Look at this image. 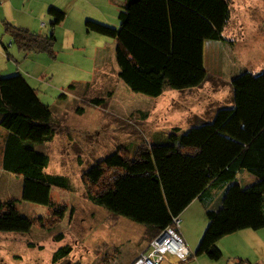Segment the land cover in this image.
<instances>
[{"label":"trees","instance_id":"trees-1","mask_svg":"<svg viewBox=\"0 0 264 264\" xmlns=\"http://www.w3.org/2000/svg\"><path fill=\"white\" fill-rule=\"evenodd\" d=\"M47 12L51 25L63 19V12L53 6ZM228 17L226 0H124L117 28L91 20H85V27L115 41L117 77L130 91L158 97L165 89L183 92L208 81L203 42L223 41ZM3 30L18 50L52 56V34L38 35L7 22ZM230 83L231 105L216 109L210 119L195 117L185 131L172 128L131 155L118 147L97 160L81 176L86 198L112 217L141 225L146 242L198 199L208 225L188 259L204 255L217 261L222 257L215 245L220 238L264 228V70L242 71ZM77 86L71 84L68 91ZM105 98H89L88 103L101 107ZM0 128L5 131L0 134V168L22 177L20 200L61 216L50 189L66 190V180L43 172L48 157L34 144L42 145L66 128L21 74L0 77ZM241 171L256 181L242 187L236 182ZM213 190L220 195L210 206ZM18 201L0 202V232L26 233L35 223L18 213ZM70 251L68 245L59 247L51 263L69 264ZM233 264L259 263L236 259Z\"/></svg>","mask_w":264,"mask_h":264},{"label":"rangeland","instance_id":"rangeland-1","mask_svg":"<svg viewBox=\"0 0 264 264\" xmlns=\"http://www.w3.org/2000/svg\"><path fill=\"white\" fill-rule=\"evenodd\" d=\"M226 1L229 17L222 30L223 41L203 43L204 57L208 54V61L215 66L208 81L183 92L165 89L158 97L130 91L116 76L114 41L86 32L85 20L117 28V14L124 0H40L41 4L32 6L38 14L35 25L40 33L50 29L53 18L47 12L49 7L66 14V21L53 32L57 57L48 60L49 72L43 79H37L36 73L46 62L28 65L27 60L22 63V55L17 63L0 61V77H26L39 100L65 126L50 142L34 144V148L48 157L43 172L64 177L67 188L50 189V198L61 210V216H56L43 205L20 200L22 177L0 169V202L19 200L18 213L35 222L26 233L0 232V264H52L53 252L64 245L71 248L69 264H129L145 249L143 227L121 216L112 217L90 202L81 176L118 147L131 155L139 145L157 141L172 128L185 131L195 117L210 119L216 109L231 105V77L242 71L264 70V0ZM31 32L40 34L39 30ZM8 44L9 37L1 25L0 48L5 47L16 58L17 48ZM71 84L78 85L73 93L68 89ZM62 93L65 95L60 96ZM94 97H106L105 105H90L88 99ZM251 178L241 171L236 182L243 185L239 179L244 182ZM258 232L261 245L245 240L242 233H232L215 244L221 247L219 260L200 255L206 263H197L194 260L198 257H193L187 264H233L246 258L264 264V228Z\"/></svg>","mask_w":264,"mask_h":264},{"label":"crops","instance_id":"crops-1","mask_svg":"<svg viewBox=\"0 0 264 264\" xmlns=\"http://www.w3.org/2000/svg\"><path fill=\"white\" fill-rule=\"evenodd\" d=\"M39 2H40V0H1V2H0V26L2 25V28H3V23L7 22L13 26H16V27L22 28V29H26L30 32H31V30L32 31L39 30V33H40L41 32L40 29H38V27L35 25V18H36V15H38V14L35 15L34 9H32V6L34 4H37V5L41 4ZM57 9L60 10L61 12H63L60 8H57ZM40 10H41V8H40ZM63 14H64L63 19L60 22H58L55 25H51V23L53 21V19H52V21L49 23L50 29H46L45 33H40L38 35L47 36L49 34H52L54 37V40H55V36L53 33L55 27L56 26L60 27V25H63V23L66 21V14L64 12H63ZM84 24H85V22H84ZM41 27H44V25L41 24ZM49 30H50V33L48 34ZM3 32H4V30H3ZM86 32H88V31L86 30ZM8 37H9L8 47L12 48V46L14 47L15 44L13 42H11V44H10L11 38L9 35H8ZM54 43H55V41H54ZM114 43H115V41H114ZM1 46H4L3 43L1 44ZM114 47H115V45H114ZM45 53L46 52L24 53V52L17 49V52H15L16 58H14L8 53V50L5 47H2V48H0V61H3L5 63L6 60L8 62L10 60L14 63H17L16 60H18L21 57V55L23 56V62L22 63H24V61L27 60L26 62L28 63V65L29 64H37L38 62L41 63V62L45 61L46 62L45 66H43L42 69L38 73H36L37 79H43L44 77H47L48 72H49V66L47 64L48 60H50V59L55 60L57 57V55H56L57 53L55 54L53 47H52V56H50V55L46 56L47 53L46 54ZM27 54H29V56ZM202 54H203L202 55L203 67H204L205 71L208 74H210L211 70L215 69V66L212 62L208 61V58H207L208 54L206 55V57H204L203 49H202ZM5 57H6V59H5ZM115 65H116V63H115ZM117 70H116V76H117ZM25 74H28L29 76H31L33 78V75H31L30 72L29 73L25 72ZM252 74H256V73H252ZM24 78L27 81L26 77H24ZM27 83L36 93L35 89L29 84L28 81H27ZM60 114H61V112H60ZM53 115H54V111H53ZM0 134H5V131L1 128H0ZM52 139H53V137H52ZM50 141H47L43 144L45 145ZM0 157H1V150H0ZM1 171H2V169H1ZM239 181L241 182V184H243L242 187H247L250 184L254 183L256 181V178L253 176V178H251V179H245L244 182H242L240 179H239ZM211 195H212V197H211L212 202L209 203L210 206L213 205L215 198H217V199L219 198L220 194L215 193V191L213 190L211 192ZM179 219H180V222H179V226L177 228V233L181 237V239L184 242V244L186 245V247L189 249L191 255H193L195 253L196 248L199 244V241L201 240L203 233H204V231L208 225V220L206 218L204 207L201 204V202L198 199H193L180 213ZM260 230L261 229L251 230L252 232H249L250 230L243 229V230H240V231H237L234 233H242L241 237L244 238L245 240H247V241L248 240L249 241L254 240L255 244L261 245L262 244V242H261L262 240L260 237L261 232H258ZM231 240H235V238H231ZM148 244H149V242H147L145 249L144 250L142 249L141 251H139L129 262H131L138 254L146 251ZM219 247L220 246H218V248ZM170 260L166 259L161 264H176V263H178V262H175L173 259H170ZM245 260L249 261V259H247V258ZM188 261H190V259L182 261L179 264H187ZM194 261L197 263L198 262L199 263H206V262H204V260H201V258H199V257L196 258ZM249 262L250 263H258V262H251V261H249Z\"/></svg>","mask_w":264,"mask_h":264},{"label":"built area","instance_id":"built-area-1","mask_svg":"<svg viewBox=\"0 0 264 264\" xmlns=\"http://www.w3.org/2000/svg\"><path fill=\"white\" fill-rule=\"evenodd\" d=\"M179 222V216L172 218L171 225L163 228L149 242L146 251L138 254L129 264H161L166 259L175 262L187 260L191 253L177 233Z\"/></svg>","mask_w":264,"mask_h":264}]
</instances>
